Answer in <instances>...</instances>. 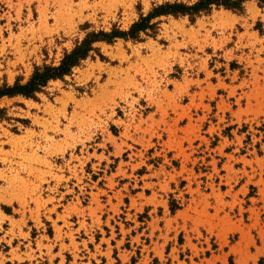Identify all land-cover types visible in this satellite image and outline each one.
Listing matches in <instances>:
<instances>
[{"label":"rangeland","instance_id":"374dc122","mask_svg":"<svg viewBox=\"0 0 264 264\" xmlns=\"http://www.w3.org/2000/svg\"><path fill=\"white\" fill-rule=\"evenodd\" d=\"M167 1L197 0H0V84ZM240 1L0 99V264H264V0Z\"/></svg>","mask_w":264,"mask_h":264},{"label":"trees","instance_id":"16d2710c","mask_svg":"<svg viewBox=\"0 0 264 264\" xmlns=\"http://www.w3.org/2000/svg\"><path fill=\"white\" fill-rule=\"evenodd\" d=\"M240 0H197L193 4L182 1L164 2L153 6L147 15H141L126 30L114 25L110 31L91 30L87 31L82 40L76 42L75 46L66 51L58 65L43 64L35 66L32 75L26 82L17 79L12 85L0 84V99L8 96H24L36 98V95L43 91L50 80L63 79L64 76L72 73L73 69L86 60L91 53L99 52L97 43H113L117 39L138 41L142 35H149V31L156 30L159 21L154 22L162 16H188L193 22L203 13L211 12L214 6H224L235 10H241ZM89 26L85 27L88 29ZM6 109L0 106V120L6 118Z\"/></svg>","mask_w":264,"mask_h":264}]
</instances>
